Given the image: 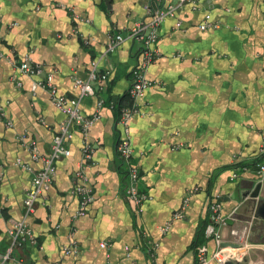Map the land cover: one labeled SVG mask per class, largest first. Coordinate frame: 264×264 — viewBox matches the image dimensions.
Instances as JSON below:
<instances>
[{
	"label": "crops",
	"instance_id": "obj_1",
	"mask_svg": "<svg viewBox=\"0 0 264 264\" xmlns=\"http://www.w3.org/2000/svg\"><path fill=\"white\" fill-rule=\"evenodd\" d=\"M172 2L0 0V105L13 123L9 128L0 118V264H195L198 247L217 248L206 236L214 197L223 205V239L232 240L231 229L250 226L249 264H264L258 202L241 198L242 190L258 183L264 198V180L254 168H235L250 163L264 147V0H215L211 14L217 29L201 30L206 9L190 5L179 11L181 28L176 19L162 24L161 55L146 72L157 85L138 100L139 112L129 124L140 190L149 198L136 215L124 197L116 153L120 128L110 103L128 93L138 62L139 44L127 39L130 29L147 17L149 8ZM110 34L126 39L105 56ZM26 56L53 73L58 94L70 99L79 95L75 80H88L93 61L101 72L112 71L107 93L87 96L81 105L91 116L99 97L107 99L90 133L94 153L86 173L95 200L83 217H76L79 198L73 194L82 161L78 130L68 154L56 162L52 187L26 216L31 175L42 168L28 144L36 141L41 155H49L68 118L49 91L32 92L38 78L22 73ZM192 191L185 217L172 220ZM25 219L37 243L15 248L5 261L12 222ZM167 223L170 230L163 235ZM102 242L110 247L102 248ZM149 242L157 248L149 249ZM74 243L79 252L66 255L64 248Z\"/></svg>",
	"mask_w": 264,
	"mask_h": 264
},
{
	"label": "built area",
	"instance_id": "obj_2",
	"mask_svg": "<svg viewBox=\"0 0 264 264\" xmlns=\"http://www.w3.org/2000/svg\"><path fill=\"white\" fill-rule=\"evenodd\" d=\"M215 0H210L205 7V0H173L167 7L149 8L148 15L145 19L138 21L132 29H130L127 39L133 43L139 44L137 53L138 62L132 69L130 87L128 89L129 105L121 106L119 115L117 116V125L120 128V136L116 144L117 158L120 161L123 172V194L128 201L132 211L139 215L142 212L143 204L148 200L149 196L140 190L141 170L134 158V150L130 142L129 124L133 116L139 112L138 100L143 98L146 92L157 85L156 82L147 77L148 68L160 58L158 44L161 39L160 28L168 19L177 20V28L182 27V21L178 14L186 5L192 6L194 10L206 9L204 20L200 25V29L206 31L208 29H217L219 24L213 22L211 10ZM125 37L121 34H110L108 36L107 48L105 56L115 52L125 41ZM1 40V38H0ZM23 74L30 77H37L38 80L33 82L32 92L39 89H46L50 92L56 107L67 115V120L60 124L57 134L54 137L51 153L42 156L36 141H30L28 144L32 157L35 161L42 163V168L33 171L31 175V186L27 191L24 199V207L26 216L32 215L37 207V203L44 198L46 193L52 187L57 167L56 162L68 154V144L73 138L74 131L78 130L83 137L82 161L79 165L77 177L79 183L73 189V194L79 198V209L76 217H83L89 211L90 206L95 200L94 191L90 185L89 177L86 169L93 163V144L90 141V133L94 124L101 119V111L107 103L105 97H99L96 112L87 116L83 113L81 105L82 100L87 96H96L97 92L107 93V81L111 75V69H105L101 72L98 69L96 61L92 62V70L88 80H75V88L78 89L79 95L73 99L60 96L55 84L53 73H45V67L42 64L33 63L29 56H26L20 65ZM21 85V83H19ZM117 103L112 101L110 107L117 108ZM0 118L6 120L9 128L13 127V123L6 118L4 108L0 105ZM27 135L20 137L21 141H25ZM256 157H264V147H262ZM258 177L261 182L264 180V162L258 165ZM234 178L237 175L234 174ZM198 189L196 188L194 192ZM193 191L188 193L184 198L180 210L174 215L172 220H180L185 217L191 201ZM223 205L219 197L212 198L211 202V218L210 223L206 227V236L214 239L217 248L213 252H209L206 246L196 249L195 264H209L214 261L218 264H237L242 263L250 254L253 245L250 243V226L242 229H231V241L226 242L220 231L221 225H226V220L222 215ZM170 224L167 223L161 228L163 235L170 230ZM11 244L4 256V260L8 261L15 248L22 247L26 244H36L37 238L27 219L12 222L9 230ZM228 243V246H223ZM233 244L239 245L238 248ZM158 244L148 243L149 249L157 248ZM102 248H109V242H102ZM79 252V247L74 243L64 248L66 255H72Z\"/></svg>",
	"mask_w": 264,
	"mask_h": 264
},
{
	"label": "water",
	"instance_id": "obj_3",
	"mask_svg": "<svg viewBox=\"0 0 264 264\" xmlns=\"http://www.w3.org/2000/svg\"><path fill=\"white\" fill-rule=\"evenodd\" d=\"M261 189H262V183H258L254 189L252 190H247L244 189L241 191V198L242 199H252L256 200L258 202V206L256 209V217L258 219L264 220V198L261 197ZM228 243L223 244V246H228ZM235 248H238L239 245L233 244L232 245ZM250 260L249 258H246L242 263H237V264H249ZM230 264V263H229Z\"/></svg>",
	"mask_w": 264,
	"mask_h": 264
},
{
	"label": "trees",
	"instance_id": "obj_4",
	"mask_svg": "<svg viewBox=\"0 0 264 264\" xmlns=\"http://www.w3.org/2000/svg\"><path fill=\"white\" fill-rule=\"evenodd\" d=\"M108 101H110V100H108ZM116 103H117L118 106L115 109L117 111V116H118L120 107L130 104V100L128 98V93L122 99H120V101H118ZM263 162H264V157H255L250 163H246V164L239 163V164H236L235 168H237L238 170H241V169L245 170V169L254 168L257 171L258 170V165L263 163ZM120 168H121V165H120Z\"/></svg>",
	"mask_w": 264,
	"mask_h": 264
}]
</instances>
